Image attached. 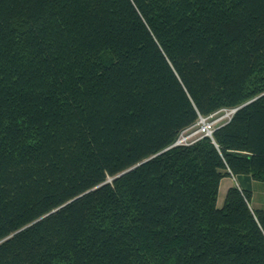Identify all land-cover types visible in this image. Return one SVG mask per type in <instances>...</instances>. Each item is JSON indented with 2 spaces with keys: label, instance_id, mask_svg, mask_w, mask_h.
<instances>
[{
  "label": "trees",
  "instance_id": "trees-1",
  "mask_svg": "<svg viewBox=\"0 0 264 264\" xmlns=\"http://www.w3.org/2000/svg\"><path fill=\"white\" fill-rule=\"evenodd\" d=\"M250 179L264 0H0V264H264Z\"/></svg>",
  "mask_w": 264,
  "mask_h": 264
},
{
  "label": "rangeland",
  "instance_id": "rangeland-1",
  "mask_svg": "<svg viewBox=\"0 0 264 264\" xmlns=\"http://www.w3.org/2000/svg\"><path fill=\"white\" fill-rule=\"evenodd\" d=\"M222 110L225 109H221L215 112L213 116L208 118V121H214L215 124L220 123V121H224L225 118L221 120V116L223 115L222 117H224V115H226L231 109H226V111ZM200 123H203V121H198L191 127L182 131V133L178 136L177 140L175 141V144H179L185 140L190 141L196 138L198 139V137L203 134L202 130H200L203 125L201 126ZM227 181L228 180H224L219 188V193L217 197L218 206H221L223 204ZM250 187L252 190L251 205L255 208H264V180H251Z\"/></svg>",
  "mask_w": 264,
  "mask_h": 264
},
{
  "label": "built area",
  "instance_id": "built-area-1",
  "mask_svg": "<svg viewBox=\"0 0 264 264\" xmlns=\"http://www.w3.org/2000/svg\"><path fill=\"white\" fill-rule=\"evenodd\" d=\"M223 109H225V110H222V111H226V109H231L226 115H224V117H222L221 116V120L222 119H224L225 118V120L224 121H220V123H216L215 124V122L214 121H208V118L209 117H211V116H213L215 113H212V114H210L209 116H206V117H200V119L198 120L199 122L200 121H203V123H200L201 124V129L200 130H202V132H203V134H201L199 137H201V136H204V135H206V136H209V137H211L212 136V132H213V130L215 129V127H217L218 125H220V124H223L225 121H227L230 117H231V115H232V113L234 112V110H235V108H223ZM217 120V119H216ZM197 121V122H198ZM217 122V121H216ZM198 137V138H199ZM197 139V138H196ZM196 139H193V140H190V141H183V142H181V143H185V144H188V143H191V142H193L194 140H196Z\"/></svg>",
  "mask_w": 264,
  "mask_h": 264
},
{
  "label": "crops",
  "instance_id": "crops-1",
  "mask_svg": "<svg viewBox=\"0 0 264 264\" xmlns=\"http://www.w3.org/2000/svg\"><path fill=\"white\" fill-rule=\"evenodd\" d=\"M224 180H228L227 181V184H226V189L231 186V185H234L237 183V180H236V177L234 176H224L221 181H220V185H219V188L221 186V183L224 181ZM250 182H251V179H250ZM226 191V190H225Z\"/></svg>",
  "mask_w": 264,
  "mask_h": 264
},
{
  "label": "water",
  "instance_id": "water-1",
  "mask_svg": "<svg viewBox=\"0 0 264 264\" xmlns=\"http://www.w3.org/2000/svg\"><path fill=\"white\" fill-rule=\"evenodd\" d=\"M237 108H238V107H237ZM235 110H236V108H235ZM235 110H234V111H235Z\"/></svg>",
  "mask_w": 264,
  "mask_h": 264
}]
</instances>
